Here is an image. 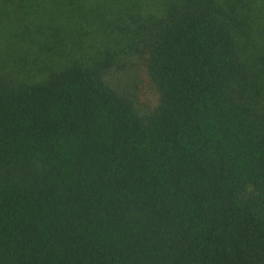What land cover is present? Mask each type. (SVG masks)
I'll use <instances>...</instances> for the list:
<instances>
[{"label":"trees","instance_id":"1","mask_svg":"<svg viewBox=\"0 0 264 264\" xmlns=\"http://www.w3.org/2000/svg\"><path fill=\"white\" fill-rule=\"evenodd\" d=\"M0 37V264H264V0H0Z\"/></svg>","mask_w":264,"mask_h":264},{"label":"rangeland","instance_id":"2","mask_svg":"<svg viewBox=\"0 0 264 264\" xmlns=\"http://www.w3.org/2000/svg\"><path fill=\"white\" fill-rule=\"evenodd\" d=\"M1 39L2 38L0 37V42H1ZM128 77H129L128 81H125L126 80L125 78L116 79V86H118L120 89L126 90L128 92H130V91L132 93L136 92L137 95H139L138 89H140V86H139V83H138L137 79L134 78V76H132V75H128ZM149 87H151V86H148V91L145 92L144 96H145V98L151 100V103L153 104L156 101V99H157V92H156V90L153 87L152 88H149Z\"/></svg>","mask_w":264,"mask_h":264}]
</instances>
